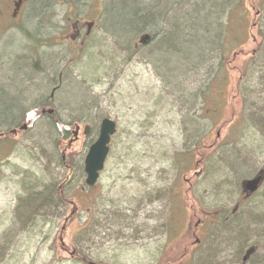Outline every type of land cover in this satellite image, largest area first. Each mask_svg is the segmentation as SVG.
<instances>
[{
    "label": "rangeland",
    "instance_id": "obj_1",
    "mask_svg": "<svg viewBox=\"0 0 264 264\" xmlns=\"http://www.w3.org/2000/svg\"><path fill=\"white\" fill-rule=\"evenodd\" d=\"M139 1L145 8L155 0ZM160 1L153 12L163 16L145 32L157 36L141 45L142 34L110 32L128 27L131 13L117 16L135 9L127 0H32L16 20L10 0H0V133L29 127L0 139V264H86V257L95 264H230L250 248H257L251 264H264V182L248 200L241 194L243 182L264 175V131L251 121L253 101L264 106V69L242 82L264 45V0H215L227 1L214 18L226 28L222 56L206 55L195 71L174 76L157 46L170 40L175 20L209 1ZM76 21L85 32L95 23L91 35L63 41ZM244 90L254 92L247 104ZM13 98L23 111L8 124L18 113ZM41 108L53 111L52 120L34 122ZM105 118L117 132L97 185L87 188L84 161ZM238 204L229 221L208 227L206 219L196 231L205 212L231 217ZM125 224L136 230L125 232ZM74 250L82 257L72 258Z\"/></svg>",
    "mask_w": 264,
    "mask_h": 264
},
{
    "label": "trees",
    "instance_id": "obj_2",
    "mask_svg": "<svg viewBox=\"0 0 264 264\" xmlns=\"http://www.w3.org/2000/svg\"><path fill=\"white\" fill-rule=\"evenodd\" d=\"M44 2L46 0H43ZM130 4H133L135 6V9L132 12H127L124 10H121L118 12L117 16L120 18L123 17L126 19L128 13H131V18L128 19L127 24L128 27L125 28V30H120L118 29L117 33L112 32L115 36L126 39L129 37H136L138 34H142V36L146 35L145 32L147 31L146 29L148 27H155L157 24V21H159V18H162L163 14L162 12L154 13L153 11V6L157 7L158 5L161 4V1H154V4L148 7H141L139 3H141L139 0H127ZM209 2L204 1L203 4L195 6L194 10L192 13H184L183 17L180 20H175V23H173L172 26V32L170 33L169 36H171L170 40H166V44L164 43L161 46H157V53L159 55H164L166 58H160L161 61L164 63L165 69L168 68L169 72L168 74L171 76H174V73H178L180 75H183V73L188 69H192L191 71H195L197 65H200L204 62L206 59V55L213 54L218 52L220 57L222 56V37L223 33L225 32V29H218L217 26V21L214 19L215 16H217L219 13H222L223 10L226 7V2L227 1H222L221 3L216 2L215 0H208ZM217 1V0H216ZM42 0H40L39 3H41ZM214 3V4H211ZM218 3V4H217ZM142 4V3H141ZM202 5L205 6H210L209 10H204ZM231 5V3H230ZM235 5H232L234 7ZM114 8H111L114 13L116 7L113 6ZM31 9V8H30ZM215 9V10H214ZM213 10V11H212ZM127 12V13H126ZM126 15V16H125ZM214 19V20H213ZM154 30V29H153ZM168 35V34H167ZM155 35L153 33L151 37V42L154 41ZM164 36L163 38H165ZM167 39V38H165ZM261 55L260 58L257 57V55ZM222 59V58H221ZM221 62V61H220ZM55 64V63H54ZM172 65V67H171ZM201 66V65H200ZM55 67V65H54ZM53 67V68H54ZM185 67V68H184ZM51 68V67H50ZM257 68H260L262 70L256 72ZM24 69V67H23ZM264 69V45L260 46L258 50L256 51L255 56L249 61L247 65H245V68L242 71V82L247 79V82L250 79L255 78V73H261ZM20 70L18 73L19 79L25 85L23 82V75H25V72H21ZM31 71V69H30ZM218 71H220L218 69ZM254 74H253V73ZM54 73V72H53ZM208 75V74H207ZM25 77V76H24ZM262 79V78H261ZM175 80V79H174ZM25 81V80H24ZM28 81V80H27ZM241 84V83H240ZM22 85V87H23ZM244 86V84H243ZM209 87V85H208ZM21 89V88H19ZM17 90V89H15ZM15 92V91H14ZM200 94H203V91L198 92V96H201ZM242 99L244 104H247L250 101V96L254 92L252 91H247L244 90L242 91ZM10 97V96H9ZM15 100H18L17 104V115L15 117H11V121L8 123H12L13 121H17L20 115L22 114L23 111V106L21 105L22 102L20 99L13 98ZM204 101V99H203ZM252 105L255 107V111L253 112L251 116V121L253 124L258 128L259 131L263 130L264 131V106L262 107H257L255 104V101H253ZM245 106V105H244ZM37 115H40V112L37 113ZM48 115V114H46ZM34 115L29 117V120L34 119ZM47 117V116H46ZM53 116L48 115L47 119L52 120ZM5 120V118H0V121ZM27 120V122H29ZM21 122H25L24 120ZM20 122V123H21ZM28 125V124H27ZM57 127L55 125V129L57 130ZM64 133L62 134L61 139L65 140L68 137V129H70V126L65 125L64 127L62 126ZM63 132V131H62ZM6 134L9 135V131H5ZM262 133V132H261ZM264 136V133H262ZM198 145V144H196ZM229 159V164L233 165L234 167H237L239 170L238 173L242 172L244 170V166L242 163L237 162L238 160L230 157ZM60 198V197H59ZM32 199V198H31ZM33 199L37 200L36 202L31 203L28 201V203H31L29 206L30 210H32L37 203L44 202L43 200L46 199V194H40L36 197H33ZM50 201L51 199L48 200L47 204L50 206ZM26 205V204H25ZM28 208V207H27ZM240 255V254H239ZM80 257H82L80 255ZM86 259V258H85Z\"/></svg>",
    "mask_w": 264,
    "mask_h": 264
},
{
    "label": "flooded vegetation",
    "instance_id": "obj_3",
    "mask_svg": "<svg viewBox=\"0 0 264 264\" xmlns=\"http://www.w3.org/2000/svg\"><path fill=\"white\" fill-rule=\"evenodd\" d=\"M30 2H32V0H10V2H9V8H8V11H9V15H10V18L12 19V20H16V19H18L20 16L22 17L24 14H25V12L28 10H30V9H28V4L30 3ZM95 25V23H93V22H88L87 23V30H86V32H85V26H83V24H79V21H76L73 25H72V27L71 28H67V29H64V39H63V41H70L71 39H74V40H76V41H78L81 37H83V36H86V37H89L90 35H91V29L93 28V26ZM85 32V33H84ZM64 43H66V42H64ZM134 48L135 49H137L138 48V46L137 45H135L134 46ZM137 53V52H136ZM136 53H134V55L136 54ZM133 56V55H132ZM131 56V57H132ZM48 56L47 55H41V58H47ZM51 58V57H50ZM52 58H57V56L55 55V56H52ZM66 58H72V56H68V57H66ZM57 89V88H56ZM56 90H54V92H55ZM46 110L44 109V108H41V114L38 116V119L36 118L35 120H34V122H36V121H39L40 119L42 120V118H44V116L46 115L44 112H45ZM25 125V124H24ZM27 125V124H26ZM28 129H29V127H28ZM28 129H26V130H22V126L20 127L19 125H17L16 127H14V129L13 130H11L10 131V134L12 135V136H14V137H16V136H18L19 135V133H21V132H25V131H27ZM79 132H80V129L78 130V132H77V138H78V135H79ZM7 136V134L6 133H0V139H4L5 137ZM218 137H219V135H218ZM204 144V143H203ZM209 149L208 150H214L215 149V145H211V146H209L208 147ZM201 164H202V162H200ZM191 189L192 188H190V191H191ZM241 194L243 195V198H244V200H248L250 197H252V195H248L247 193H245L244 191H243V189H242V187H241ZM157 192H155V196L153 197V202L156 204L157 203V194H156ZM152 200V198L150 199V201ZM239 207H240V205L238 204L237 206H236V208L234 209V211H233V215L231 216V217H225V216H223V215H221V217L220 218H218L217 216L219 215L218 213H215V212H205L204 213V217H205V219L204 220H200V221H198L197 222V225H196V231L198 230V229H200L201 227L203 228V227H205V226H207V222H206V219L208 220V221H211L210 223H208L209 224V226L208 227H210L211 225L212 226H214L215 224H217V221H218V219H221V220H226V221H229L231 218H233V217H235L237 214H236V212H237V210L239 209ZM90 211H93L92 209H90ZM155 213H156V211H155ZM94 215H91V217H90V220H89V228H91V233H93L94 232V228H96V226H95V224H94V220H93V217ZM128 217H130V216H128ZM127 217H125V219H126ZM138 218V215H136V219ZM211 219V220H210ZM128 221V219H126V221L125 222H127ZM124 222V223H125ZM107 227H109V226H107ZM134 227H135V224H125L124 225V230H125V232H130V231H132V230H136V229H134ZM212 229V228H211ZM188 231H191V226L189 225V230ZM208 231H209V229H208ZM208 231H207V233H208ZM195 236V243H194V245H200V243L202 242L201 241V239L200 238H198L196 235H194ZM127 238H129L128 236H127ZM93 245H95V242L93 241ZM249 251H252V253L250 254V256L248 257V261L246 262V263H244L243 262V260H244V258L246 257V255H247V253L249 252ZM256 253H257V248H250V249H248L247 251H246V253L244 254V255H242V254H240L239 256H238V259H236L235 260V262H232V263H230V264H251V261H252V259L256 256ZM81 254L78 252V251H76V250H74V252H73V254H72V258H75V257H77V256H80ZM241 255H242V257H241ZM240 263H239V262ZM84 263H86V264H95V263H93L92 262V259H90V257L88 258V257H86V259L84 260Z\"/></svg>",
    "mask_w": 264,
    "mask_h": 264
},
{
    "label": "water",
    "instance_id": "obj_4",
    "mask_svg": "<svg viewBox=\"0 0 264 264\" xmlns=\"http://www.w3.org/2000/svg\"><path fill=\"white\" fill-rule=\"evenodd\" d=\"M150 41L149 35H144L140 40L139 44L146 45ZM45 113V112H44ZM53 111H48L47 114H52ZM27 126L24 125L22 130H26ZM79 128H76L75 136H77ZM117 127L116 123L111 119H104L100 125V131L97 141L90 147L89 152L85 158L84 162V172L86 175L85 184L87 187H94L99 178L100 173L104 170L105 162L109 155L110 144L112 137L116 134ZM263 176L259 175L258 177L248 180L243 184V190L252 195L256 193L260 185L262 184ZM252 251H249L244 258L243 262L248 261V257Z\"/></svg>",
    "mask_w": 264,
    "mask_h": 264
}]
</instances>
